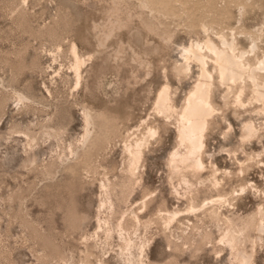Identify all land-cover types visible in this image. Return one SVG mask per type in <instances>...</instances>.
Returning a JSON list of instances; mask_svg holds the SVG:
<instances>
[{"label": "rangeland", "instance_id": "374dc122", "mask_svg": "<svg viewBox=\"0 0 264 264\" xmlns=\"http://www.w3.org/2000/svg\"><path fill=\"white\" fill-rule=\"evenodd\" d=\"M22 1L0 0V100L6 98L0 102V264H117L116 237L104 250L84 239L95 228L99 183L105 177L114 183L125 180L120 173L123 143L144 130V120L158 131L144 149L141 181L128 188V203L118 204L126 209L148 200L142 215L149 217L148 226L139 232L151 237V260L232 264L229 249L217 247L219 224L190 213L183 183L170 176L167 157L177 146L175 119L158 116L154 101L168 80L177 107L182 105L199 67L192 63L180 77L173 67L181 59V45L191 40L209 36L218 41L222 34L235 39L251 64L262 59L264 0ZM109 31L107 48L97 51V40ZM71 41L83 55L95 52L78 87L68 70ZM58 45L62 51L53 60ZM15 91L29 98L21 108ZM224 95L216 83L204 165L185 174L198 188L196 204L219 193L231 203L223 212L243 222L258 206L264 208V115L257 111L248 82L244 106L234 104L233 96L225 104ZM84 106L92 115L106 108L111 113L105 114L107 125L104 116L94 117L91 136L82 145ZM249 119L258 133L241 139V127ZM212 174L221 179L219 189L210 186ZM158 208H178L182 222L173 221L163 231ZM192 221L196 225L186 227ZM181 229L194 236L173 250L168 240ZM203 231H210L209 237L201 239ZM244 246L254 249L252 264H264V227H250Z\"/></svg>", "mask_w": 264, "mask_h": 264}, {"label": "bare ground", "instance_id": "6f19581e", "mask_svg": "<svg viewBox=\"0 0 264 264\" xmlns=\"http://www.w3.org/2000/svg\"><path fill=\"white\" fill-rule=\"evenodd\" d=\"M111 33L109 31L105 38L97 40V48H95L97 51L106 47V41L109 36H112ZM218 36V41L207 36L203 40H191L190 43L181 45V59L174 64V75L180 77L188 73L191 70L192 63L198 65V75L179 108L175 103L174 92H172L168 80L164 81L158 88L154 107L158 116L162 118L166 119L172 115L174 116L177 146L170 151L167 157V166L170 176H178L185 187L184 190L189 197V212L199 216V218L208 216L210 220L219 224L220 236L217 247L218 250L224 247L229 249L232 264H252L255 258L254 249L251 248L250 251H247L244 246V240L250 227L255 226L257 229L264 227V208L258 206L256 213L259 216L256 217V213H252L242 222L240 217L235 218L232 213L225 214L223 212V209H226L231 203L219 193L215 198L196 204L194 197L198 188L192 185V182L185 174L188 169L198 171L204 165L202 155L205 137L210 128L211 118H213L215 110L212 98L216 83L224 87L225 104L228 98L233 96L234 104L244 106L242 94L248 82L249 86H251L252 98L259 103L257 111L264 115V56L256 61L255 64H251L245 57V52L237 49V44L233 37L226 38L222 34ZM61 51V46H56L51 53L53 60L56 59ZM94 53L83 55L74 41L68 44V70L73 76V87L82 86L86 77L84 73L87 71L86 68L93 59ZM210 66L212 69H210ZM54 72L61 77L59 70ZM164 76L166 77L165 71ZM215 76L217 80H215ZM51 80L55 81L53 78ZM102 85V82L99 81L98 86L101 87ZM15 96L17 105L20 108L25 105V102L29 101L27 95L20 92L15 91ZM5 100L6 98L3 96L0 102L4 104ZM107 112L111 113L106 108V111L101 110L96 115H92L89 108L85 106L81 108L82 129L79 139L82 145L91 136L95 116H104L103 123L107 125L108 122L105 117ZM143 122L144 130L142 128L139 133H132L123 143L124 159L120 173L125 180L120 183H114L109 177H105V181L99 183L100 199L95 228L84 240H86V243L87 240H91L92 248L104 250V246L107 245L105 247H108L110 241L116 237L118 244L116 243L117 247L114 250V255H112L117 264H178L175 257L174 260L171 258L162 262H153L150 258L151 237L144 236L139 232L141 227L146 228L148 226L149 217L145 218L142 216L147 209L148 200L143 198L136 207L130 203L126 209H122L118 204L119 200L127 204L130 195V192L127 191L128 188L134 183L138 184L141 181L140 167L145 157L144 149L147 148L150 139L158 131L156 125H151L146 120ZM52 130L56 132L55 129ZM257 133L258 128L249 119L244 121L241 127L240 138H250ZM67 151L71 152V147ZM220 185L221 179L212 174L210 186L214 189H219ZM117 186L119 191H116ZM103 210H106L105 214H103ZM157 218L163 225V231L173 221L182 222L178 208L166 211L158 208ZM239 219L241 222H237ZM195 225L196 223L192 221L188 222L186 227L190 226L191 228ZM190 235L194 236L193 232L189 233L181 229L180 235H177L173 240H168V245L172 246L173 250H180L183 244L188 241ZM209 235L210 231H203L200 233V238L205 239Z\"/></svg>", "mask_w": 264, "mask_h": 264}]
</instances>
